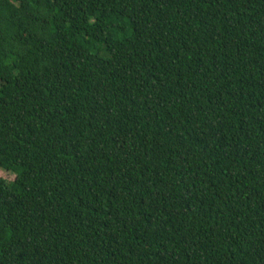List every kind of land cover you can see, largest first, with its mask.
Wrapping results in <instances>:
<instances>
[{
    "label": "trees",
    "instance_id": "16d2710c",
    "mask_svg": "<svg viewBox=\"0 0 264 264\" xmlns=\"http://www.w3.org/2000/svg\"><path fill=\"white\" fill-rule=\"evenodd\" d=\"M0 264H264V0H0Z\"/></svg>",
    "mask_w": 264,
    "mask_h": 264
},
{
    "label": "rangeland",
    "instance_id": "374dc122",
    "mask_svg": "<svg viewBox=\"0 0 264 264\" xmlns=\"http://www.w3.org/2000/svg\"><path fill=\"white\" fill-rule=\"evenodd\" d=\"M0 177L4 178L6 180H12L14 178L13 174L11 173H6L4 171H0Z\"/></svg>",
    "mask_w": 264,
    "mask_h": 264
}]
</instances>
